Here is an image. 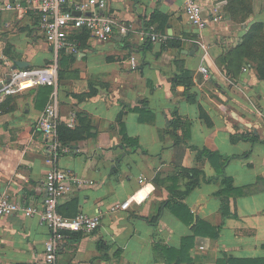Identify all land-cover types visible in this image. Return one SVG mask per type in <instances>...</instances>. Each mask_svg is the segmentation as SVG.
<instances>
[{"label":"crops","instance_id":"1","mask_svg":"<svg viewBox=\"0 0 264 264\" xmlns=\"http://www.w3.org/2000/svg\"><path fill=\"white\" fill-rule=\"evenodd\" d=\"M84 1L68 0L66 7ZM201 2L206 14V6L217 3L222 18L198 28L188 22L183 0H106L103 12L115 21L108 41L96 40L85 28L69 30L68 39L78 50H63L57 59L58 126L74 129L80 137L60 139L68 150L58 154L56 165L80 183L60 198L57 210L63 215L99 213L101 220L96 229L61 242V263L240 264L239 259L264 258V80L244 64L228 72L222 60L264 11L252 0L241 25L228 0ZM15 3L20 7H5ZM155 10L167 16L164 33L149 22ZM149 31L164 39H149ZM0 37L9 66L15 60L26 61L24 67L54 63L31 0H0ZM9 66L4 62L1 72L7 75ZM181 66L191 72L192 102L183 85L172 89ZM38 92L35 86L0 100V191L41 209L47 165L45 140L35 121L51 92L36 101ZM175 116L182 123L174 132L170 124ZM245 132L261 140L236 138ZM124 133L137 141L136 150L123 146ZM202 148L233 156L223 170L240 192L228 193L225 215L215 195L219 181L212 179L217 166L198 153ZM181 168L202 173L178 200L184 207L173 209L167 201L188 180ZM125 201L128 205L120 207ZM158 214L155 224L148 221ZM198 220L217 234H206V227L196 231ZM48 238L37 213L0 215V264H43Z\"/></svg>","mask_w":264,"mask_h":264},{"label":"built area","instance_id":"2","mask_svg":"<svg viewBox=\"0 0 264 264\" xmlns=\"http://www.w3.org/2000/svg\"><path fill=\"white\" fill-rule=\"evenodd\" d=\"M67 1L31 0V7L38 17L39 28L53 51L54 63L52 65L9 66L8 61H5L0 37V66L4 62L9 66L8 77L0 70V100L8 94L38 85H49L52 88L45 107L35 121L36 129L41 131L45 140V164L47 165L44 178L45 196L41 209L32 205H22L15 201L8 192L0 191V215H9L16 211H21L26 216L37 213L46 225L49 238L44 246L43 264H64L58 260L57 251L68 232L92 231L99 226L101 220L99 213L88 214L80 211L73 216H65L57 210L60 198L71 189L73 184L80 183L78 177L56 165L58 154L68 150V147L60 141L58 134L57 59L62 50L69 52L78 50L76 45L68 39V32L71 28H85L96 40L105 42L112 36L115 21L108 12H103L106 0H86L77 3L73 9L66 7ZM12 6L20 7L19 3L5 5V7ZM89 6L93 7L90 11H88ZM206 10L207 14L201 0H183V11L188 22L195 27L205 28L222 18L217 3L208 4ZM121 30L125 32L128 27H123ZM146 34L151 40L164 39L163 36L152 31ZM134 60L135 57L132 56L131 61L134 62ZM200 70L204 75L208 74L205 66H202ZM73 123L74 116L68 121V125L72 126ZM127 205L128 201H125L120 204V207L125 208Z\"/></svg>","mask_w":264,"mask_h":264},{"label":"trees","instance_id":"3","mask_svg":"<svg viewBox=\"0 0 264 264\" xmlns=\"http://www.w3.org/2000/svg\"><path fill=\"white\" fill-rule=\"evenodd\" d=\"M228 9L231 12L234 20H236L237 22H244L245 18L248 17L249 14L251 13V0H228ZM149 22L150 23L156 22L155 30L161 33H164L166 31V27L168 26L167 16L159 12L158 10H155L154 12L151 13V18ZM147 24L145 23V25ZM261 28L263 29L262 33H263V38H264L263 21L258 20V21L252 22L249 25L246 31V34L242 37L241 43L238 44V46L229 49L227 53L222 57V60L226 63L228 72L242 66L246 62L245 60L246 57H251L255 60V65L253 64H250V65L254 67L257 77L261 80H264V46L263 48H261V50L253 49V47L257 45V42H256L257 34H258V30H260ZM170 44L172 46L180 47V44H178V42H172V43L170 42ZM58 84H59V79H58ZM171 84H172V89H174L176 85H183L184 93H185L187 100L190 102L194 101L195 94L190 91L192 79H191V72L189 69L183 66L179 67L178 72L175 73V75L172 77ZM38 86H39V92L36 94V101H39V95H43V99L46 100L48 94L52 90L51 86L49 85H38ZM134 108H136V106ZM136 109H140V108H136ZM120 117H121V114L119 115V118ZM181 123H182V120L178 116H175L173 121L170 124L174 132H175V129L181 125ZM58 134H59V138L62 141L69 140V139L71 140V139L80 137V133H78L74 129L67 128L65 125H62V124L58 126ZM236 138L239 140H246L250 142L261 140L258 134L250 133V132L237 134ZM123 139L125 141L123 146L128 151L129 150L134 151L139 147V144L137 143V141L134 138L127 136L125 133L123 134ZM178 140H179V137L176 138V141ZM197 150H198V153H202L206 155L208 159L211 162H214L215 166H217L216 167L217 173L214 177H212V179L219 181L220 187L215 192V195L220 197L221 213L222 215H225L227 204H228V200H227L228 193H231V192L239 193L240 192L239 188H236L232 185V178L226 175L223 170L224 165L233 156L224 155L218 151H213L208 148H202V149H197ZM181 171L183 173H187L186 175H188V180L184 182L182 189H180L178 193L174 194V196L170 198V200L167 201V203L171 204L172 202L174 204L173 209L179 208L180 206L184 207L183 203L178 200L182 199L187 193H189L199 183V175L202 173V171L197 168H181ZM73 215H65V216H73ZM191 216L192 215L189 214V218H191ZM158 217H159V214L156 216H153L152 218H149L148 221L152 224H155L156 221L158 220ZM205 227H206V231H205L206 234H209L210 236H215L217 234L216 229L210 227L206 222L202 220L197 221L196 231L197 229L205 230ZM79 232L80 231L68 232L67 236L68 235L75 236ZM165 248L167 250H173L170 247H165ZM157 249H161V247L160 248L157 247ZM237 262L240 264H258V263L264 264V258L258 257V258H252V259H239L237 260ZM231 263H235V262H231Z\"/></svg>","mask_w":264,"mask_h":264},{"label":"rangeland","instance_id":"4","mask_svg":"<svg viewBox=\"0 0 264 264\" xmlns=\"http://www.w3.org/2000/svg\"><path fill=\"white\" fill-rule=\"evenodd\" d=\"M252 1V0H251ZM259 1V7H260V11H264V0H258ZM252 5V4H251ZM247 10V9H246ZM250 10V9H249ZM251 11H252V8H251ZM250 15V14H249ZM262 18V20L260 21H263L264 23V14L262 16H260ZM257 19H260V18H257ZM255 21H258V20H255ZM254 22V21H253ZM241 25L243 24V22H239ZM263 29L261 28L260 30H258V34H257V39H256V42H257V45H255L253 47L254 50H261V48H263L264 46V38H263ZM246 62L244 63V65L246 66H251L250 64H253L255 65V60L251 57H246L245 58ZM253 67V66H252ZM254 68V67H253Z\"/></svg>","mask_w":264,"mask_h":264},{"label":"water","instance_id":"5","mask_svg":"<svg viewBox=\"0 0 264 264\" xmlns=\"http://www.w3.org/2000/svg\"><path fill=\"white\" fill-rule=\"evenodd\" d=\"M78 13V12H77ZM28 65V63L26 61H22V60H15L14 61V64H13V67L14 66H18V67H24ZM9 74L6 75V77H8Z\"/></svg>","mask_w":264,"mask_h":264}]
</instances>
